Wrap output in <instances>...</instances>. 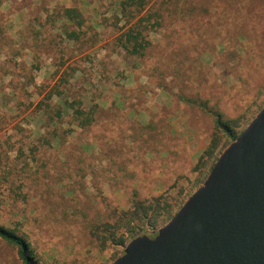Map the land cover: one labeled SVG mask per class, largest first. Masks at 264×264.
Returning <instances> with one entry per match:
<instances>
[{
	"label": "rangeland",
	"instance_id": "1",
	"mask_svg": "<svg viewBox=\"0 0 264 264\" xmlns=\"http://www.w3.org/2000/svg\"><path fill=\"white\" fill-rule=\"evenodd\" d=\"M120 1L0 0V225L21 230L45 264H112L120 251L98 248L90 223L112 221L134 199L188 200L200 188L196 167L214 126L179 101L168 67L199 60L201 93L226 118H252L264 105V0H150L132 24L148 12L161 25L141 59L118 46L132 25ZM65 9L85 21L75 42ZM241 46L236 58L224 53ZM225 62L237 69L225 72ZM64 101L98 107L89 130ZM17 258L0 241V264Z\"/></svg>",
	"mask_w": 264,
	"mask_h": 264
},
{
	"label": "water",
	"instance_id": "2",
	"mask_svg": "<svg viewBox=\"0 0 264 264\" xmlns=\"http://www.w3.org/2000/svg\"><path fill=\"white\" fill-rule=\"evenodd\" d=\"M113 264H264V108L176 216Z\"/></svg>",
	"mask_w": 264,
	"mask_h": 264
},
{
	"label": "trees",
	"instance_id": "3",
	"mask_svg": "<svg viewBox=\"0 0 264 264\" xmlns=\"http://www.w3.org/2000/svg\"><path fill=\"white\" fill-rule=\"evenodd\" d=\"M149 3L150 0H121L119 3L121 16L125 19L127 24L131 25L137 16L147 11ZM148 14L147 12V17L144 16L138 20L137 24H132L117 40L121 50L137 59L146 56L148 50L152 46L149 36L154 32V28L160 27L161 25L157 20L151 25L152 18H155L156 15ZM63 15L64 19L67 21V25L75 26V29L72 31L65 30L67 39L72 42L79 40V31L85 22L83 15L77 9H65ZM241 37H246V33L242 34ZM238 48L244 51L243 46H241L225 48L224 53H227L228 57L231 59L234 57L236 58L239 55ZM229 63L225 62L222 64L225 72L237 69L235 66L230 67L231 64L229 65ZM189 64H194L196 66H188ZM198 65L201 66V63L197 59H185L168 67L166 69L167 73H165V75L169 73L170 75L168 76L171 77V71H173V74L177 77L174 88L178 90L176 96L179 101L190 107L199 109L210 118L214 126L211 142L203 156L200 157L196 167L197 170H203L199 177L200 180L195 184L197 185L196 188L204 184L222 153L237 140L241 133L264 108L263 105L260 111L252 118H247L246 116L235 119L226 118L224 113L220 111V108L216 107L217 105L211 104L210 98L202 95L201 85H204L207 77L202 67H198ZM240 66L243 68H241L240 71L237 70L236 77L239 78L240 81L245 82V72L247 69L251 68L252 65L245 63ZM261 66L264 67V64ZM189 80H191V83ZM192 82L198 85L195 86ZM192 87H194V91L189 94L188 91ZM257 92L259 96L263 92V87L259 86ZM70 107L73 109L72 121L76 122L77 126L82 130H89L96 121L95 115L98 107L95 106L87 109L83 106L82 101H64L63 111L68 110ZM150 128L151 130L155 129L151 124L145 127V129ZM150 138H152V135L148 137V140H150ZM162 145L166 151H168L166 145ZM1 162L2 159L0 154V164ZM1 179L7 180L8 176L3 174L1 175ZM192 195L193 194L188 197L190 198ZM185 202H187V200H181L179 195L177 199L173 200L165 195L153 197L150 200L134 199L131 208L127 211L115 212L112 221L90 223L88 225L90 235L93 242H96L97 247L102 251L107 250L109 247H115L120 251V256H122L125 248L132 240L140 236L151 235L152 232L160 230L176 216ZM0 241L16 251L17 260L20 264H45L44 261L36 255L27 236L21 233V230L17 229V227L11 228L0 225ZM119 257H117L114 262ZM53 264L59 263L55 262Z\"/></svg>",
	"mask_w": 264,
	"mask_h": 264
}]
</instances>
